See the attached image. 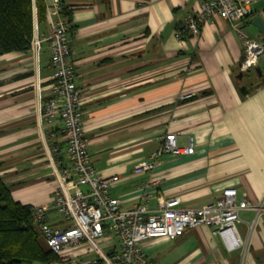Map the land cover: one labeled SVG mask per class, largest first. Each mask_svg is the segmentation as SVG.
I'll list each match as a JSON object with an SVG mask.
<instances>
[{"label":"crops","instance_id":"crops-1","mask_svg":"<svg viewBox=\"0 0 264 264\" xmlns=\"http://www.w3.org/2000/svg\"><path fill=\"white\" fill-rule=\"evenodd\" d=\"M200 2L59 0L55 12L47 0L45 20L35 21L41 36L59 19L68 26L88 152L100 174L119 175L110 192L122 208L144 198L155 209L173 196L181 206L197 207L226 187L237 189L238 200L264 206V56L257 65L262 74L243 91L237 78L243 45L229 20L217 16L199 36L178 38L176 28ZM256 16L264 21V0H254L244 23L247 34L261 40L252 23ZM53 72L47 42L38 55L30 50L0 56V174L14 199L32 207L54 200V163L65 151L61 126L49 130L41 124ZM167 132L177 134L180 146L193 137V153H162L153 170L136 173ZM56 146L60 155L51 151ZM255 216L254 210L240 211V244L234 248L203 224L174 239H148L143 249L156 264H264V211L250 228ZM47 218L67 225L54 210ZM108 244L101 241L106 251ZM72 252L53 264H86L93 256Z\"/></svg>","mask_w":264,"mask_h":264},{"label":"built area","instance_id":"built-area-1","mask_svg":"<svg viewBox=\"0 0 264 264\" xmlns=\"http://www.w3.org/2000/svg\"><path fill=\"white\" fill-rule=\"evenodd\" d=\"M253 2L201 0L196 10L186 14L175 34L178 38L186 33L199 36L204 24L217 16L225 18L233 24L242 41L241 70L254 71L259 59L264 56V39L251 37L244 27L252 14ZM52 6L55 12L59 10V0H53ZM36 30L31 50L38 55L43 43L47 42L54 71L51 93L42 110V128L52 130L60 125L65 145L63 158L54 163L53 174L57 184L54 200L51 204L32 209L33 221L45 246L62 260L70 259L74 249H81L83 253L93 255L86 264H156L143 249L146 240L157 237L174 239L187 228L205 224L212 225L213 232L229 241L231 248L237 247L240 244L236 233V226L242 220L240 211H255V219L250 224L253 228L264 206L263 202L238 200L235 187L224 188L217 199L197 207L181 206V198L173 196L159 200L155 209H150L144 198L135 206L122 208L121 200L110 192L119 175L100 174L88 152L83 100L71 58L68 26L59 19L45 36L39 35ZM158 139L161 142L159 148L135 166L136 173L153 170L162 153L179 155L194 151L193 137L185 146L179 145L175 132L162 134ZM51 151L61 154L57 146ZM50 210L60 214L67 225L49 223L47 215ZM102 240L109 242V250H104Z\"/></svg>","mask_w":264,"mask_h":264},{"label":"trees","instance_id":"trees-1","mask_svg":"<svg viewBox=\"0 0 264 264\" xmlns=\"http://www.w3.org/2000/svg\"><path fill=\"white\" fill-rule=\"evenodd\" d=\"M47 8V0H0V56L31 50L35 21L45 20ZM32 209L14 199L0 174V264H53L61 260L42 241Z\"/></svg>","mask_w":264,"mask_h":264},{"label":"water","instance_id":"water-1","mask_svg":"<svg viewBox=\"0 0 264 264\" xmlns=\"http://www.w3.org/2000/svg\"><path fill=\"white\" fill-rule=\"evenodd\" d=\"M252 23L258 28L259 32H260L261 34L264 35V21L262 20L261 16H256V17L253 19ZM242 59H243V55H242V58H241V60H240V62H239V66H240V64H241ZM255 69H256V72H257V73L262 74V68H261V67H257V66H256ZM243 77H244V72H243L242 70H240V71L238 72V74H237V78H239V79L242 80ZM241 89H242L243 91H245L247 88H246V86L242 85V86H241Z\"/></svg>","mask_w":264,"mask_h":264},{"label":"rangeland","instance_id":"rangeland-1","mask_svg":"<svg viewBox=\"0 0 264 264\" xmlns=\"http://www.w3.org/2000/svg\"><path fill=\"white\" fill-rule=\"evenodd\" d=\"M259 73H257L256 71L253 72L252 74H249L248 72L244 73V77H243V85L244 86H249V82L254 78V77H258Z\"/></svg>","mask_w":264,"mask_h":264}]
</instances>
